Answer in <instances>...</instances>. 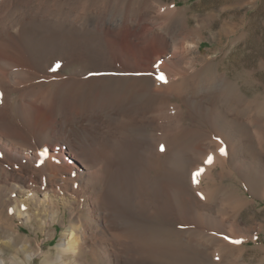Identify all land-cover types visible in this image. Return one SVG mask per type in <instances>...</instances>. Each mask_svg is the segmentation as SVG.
I'll use <instances>...</instances> for the list:
<instances>
[{"label":"rangeland","instance_id":"rangeland-1","mask_svg":"<svg viewBox=\"0 0 264 264\" xmlns=\"http://www.w3.org/2000/svg\"><path fill=\"white\" fill-rule=\"evenodd\" d=\"M0 1V22L18 4L41 16L34 39L20 50L27 61H10L0 71V138L7 133L20 146L48 151L55 176L43 179L56 195L46 213L37 212L31 221L19 218L6 175L14 153L0 142V247L7 264H264V0ZM6 1L9 7L2 5ZM188 43L196 46L191 55L185 52ZM164 71L173 83L191 82L188 92L171 99L173 108L167 103L175 92L157 88ZM199 80L205 85L200 92L193 85ZM211 80L226 87L223 97L208 94ZM68 81L88 84L70 83L69 93L60 94ZM111 81L138 93L151 89L154 98L124 96L117 89L107 95L109 103L75 110L72 94L88 98L95 85ZM230 95L236 102L227 111L249 133L246 148L235 133L224 134L220 124L204 120V114L215 118L214 107L225 106ZM19 105L28 127V121L20 126L14 120ZM166 110L178 117L184 140L195 133L207 140L183 154L176 166L184 176L165 175L158 195L153 191L160 188L159 172H171L173 165L170 152L155 150L154 128ZM165 114L166 123L172 121ZM128 125L144 130L147 151L139 136L127 137ZM75 153L90 162L85 172L102 184L100 213L93 209L92 185L84 188L77 180L83 168ZM149 154L156 156L154 168L146 161ZM17 167L14 172L23 176ZM122 197L131 202L123 204ZM67 225H77L86 243L76 255L62 257L59 243Z\"/></svg>","mask_w":264,"mask_h":264},{"label":"bare ground","instance_id":"bare-ground-1","mask_svg":"<svg viewBox=\"0 0 264 264\" xmlns=\"http://www.w3.org/2000/svg\"><path fill=\"white\" fill-rule=\"evenodd\" d=\"M8 1H11V0H8ZM0 2H2V1H0ZM26 2H27V0H26ZM20 3H22V1ZM4 4L7 5V1L2 4L3 6H6ZM8 4H10V2ZM15 6H16V9L14 11H12L13 13L10 15L9 20L8 21H6V20L3 21L2 20L3 22H0V71L4 70L5 67H6V69H8L7 67H10L12 65V63L10 61L14 62V60H16L20 64L25 63L27 61V60H25L26 58L24 59V57L22 56V53H24V52H21L22 51L21 47H23V45L25 46V44L28 43V40H31L33 38L32 34L34 33L35 27L37 26V23L39 21L38 18L41 17L40 13L38 11L34 12L35 10L34 11L31 10L32 8L29 7L30 5H28V6L25 5V7H24V6H22V4H18V6L17 5H15ZM5 9H7V7ZM59 10H60V8H59ZM2 12H3V10H2ZM2 12H1V14H2ZM171 12H174V11L171 10ZM43 13H44V15H46L47 10L45 12H43ZM3 14H5V12ZM169 14L170 13L167 12V15H169ZM5 15H7V14H5ZM5 15H2V16H5ZM51 15L54 16L55 13L53 12V14H51ZM0 18H2V17H0ZM177 20H179V19H177ZM79 21H80V19H79ZM12 31H15L13 33H15V34L17 33V34L16 35L14 34L15 36L11 37L10 33ZM37 31H39V29ZM26 40H27V42H26ZM26 46H29V45H26ZM195 48H196V46L193 45V44H189V43L187 45L185 44V52H186V54H190V55L193 54ZM29 49L32 50L31 47H29ZM164 72H165V75H162L161 79H159L156 82L157 86H158V87L157 86L156 87L158 89H161V91L164 90V92H169V94L172 93V91L175 92L172 95L170 94V96H169L170 100H168L169 103H167L168 105H172L171 99H173L174 96H176V95H181L182 96V93L188 92L190 90L191 82L189 83V82H186L184 80L182 82L180 81L181 83H177V82L173 83L171 81L172 78L170 76L169 71H167V72L164 71ZM0 79H5L2 74H0ZM142 81H145V83L147 82V84H150V80L147 79V78L143 79ZM116 82L117 81H115V83ZM209 82H210L209 83V85H210L209 87L210 88L208 89V94L214 95V96L218 95L219 97H221V96L223 97L222 94L226 93V87L223 88V87L217 85V83L214 80H211ZM70 83L71 84H75V85L76 84H78V85L81 84V85H83L85 87H87L86 84H88L87 82H85V83L84 82H81V83H77L76 82V83H74L73 81H70V82L68 81L67 83H65V86L63 85L64 88L61 89L60 94L69 93V86H67V85H71ZM103 84H104V82H103ZM103 84L102 85L101 84L95 85L94 89L92 91H90L91 95L88 98L84 96L83 99L81 98V100H79L76 96H74L75 94L73 95L72 93H70V94H72L71 96L74 99L73 100L74 101V105L73 106H74L75 110L86 109L87 106H90L91 104L93 106H97L98 104H102V103L103 104H105V103L107 104V103H109V101L107 102L108 97L113 96L117 92V89L119 90V92H121V93L123 92L124 96H133L134 97L135 95H138L139 98H142L144 96H149L151 98H154L153 97L154 96L153 93L150 91L151 89L149 90L147 87H146L147 89L145 91H140L138 93V92L134 91L135 88H132L133 86L132 87L131 86L130 87L125 86V88H124L123 85H119V86H117L118 84L117 85H113L114 83L112 84V81H111V85H105V84L103 85ZM147 84H146V86H147ZM193 85L195 86V88H197L198 92H200L202 90V87L205 86L203 81H201V80L197 81V83L193 84ZM122 89H124V90H122ZM132 90H133L132 93H134V94L128 95V92L131 93ZM29 91L30 90H27L25 92H29ZM87 93H88V91H87ZM107 95H111V96H107ZM86 96H87V94H86ZM180 97H179V99L181 101H183V103L185 105H187V107L189 105H191V102H188L187 97H185L184 99H182V97L181 98ZM119 98H121V97H119ZM46 99H48V98H46ZM130 99H131V97H130ZM71 100H72V98H71ZM226 100H227V102H226L225 106L221 107L220 106L221 105L220 102H218V104H220V105H217L216 107H214V113L215 114H213V115H215V118H213L212 116H209L208 114L207 115L204 114V116H205L204 120H207L208 123L212 122L211 124H214L213 126H215V124H216V126H218V124H220V126L224 130L222 132L224 134L231 135V134L235 133L234 136H236V138L239 140V143L241 144L242 148H246L248 146V143L246 141H244V138H246L247 134H249V133H247L246 128L244 126H242L243 124L242 125L237 124L236 123L237 121L235 122L234 119L232 117H230V115H229V113L227 111V110H230L231 107H233L234 103H232V102H236V101L233 100L231 95L228 96V97L226 96ZM113 103L115 104V102H113ZM237 103L241 104L239 99L237 100ZM168 105H167V107H168ZM101 106H103V105H101ZM159 108H161V107H159ZM172 108H173V105H172ZM172 108L170 106V110H171L170 112H172ZM60 109H61V106H59L58 110H60ZM235 109H237V108H235ZM173 111H175V113H178L177 110L173 109ZM162 112H165V113L167 112V114L169 113V115H170L169 118L172 119V121H169L167 119L168 123H166V121H165L166 120V117H165L166 114L165 113H164V115L162 117H160L162 119V122L159 125H157V127L154 128L155 131H156L155 132L156 139L154 141V142H156L155 150H156V152L158 151L159 153H163V152H160V151L170 152L171 153L170 159H171V162L173 163V165H171V168H172L171 172L167 171L166 169L164 170V168H163V170L161 172H159V175L157 177L156 183H157L158 186H160V188L158 187V189H156L157 191H155V192L153 191V193H156L158 195H161L160 194L161 193V184L160 183H162L163 179H165V175H168L170 173L171 174L175 173V175L177 174L179 176V177H177L179 180H180V178H182V176H184L182 174V172H181V174L179 173L180 168L176 166V164L179 163L183 159V154L185 152H187V151H190V149L193 146H195L196 142L201 141V143H203L202 141L207 140V136L205 134L204 135L201 134V136H200L198 133L192 134V136L190 135L191 137L189 139H187L185 137L187 139V141L184 140L183 139L184 136L182 137V135H180V133L177 132V131H183V130H181V128L177 124V118L178 117L176 118V115H175V117H172L171 113L169 111H167V110L166 111H162ZM24 113L26 115L27 112H24L23 107H21L19 105L18 106V110H17V115H16L17 117H15L14 120H16L20 126H22L24 124L23 122L28 121V124H27V127H28L30 123H29L28 119H25ZM172 115H173V112H172ZM237 120H238V118H237ZM131 123L134 124L133 122H131ZM125 124L126 123L122 124V127ZM5 125L6 124H4V126ZM119 125H120V122H119ZM132 126H134V125H132ZM6 127H5V129H6ZM126 127L127 126H125V129H126ZM128 127H129L128 130L129 129L130 130L129 131H125V132H127L126 135L130 133V135L139 136V138H140L139 139V144L141 145L140 147H141V150L143 152L145 147L146 148L149 147V146H147L149 142H148L146 133L144 132V130L142 128H139V129L136 128V131H133V129L135 130V127L131 128L129 125H128ZM30 129H31V127H30ZM123 129H124V127H123ZM36 131H37V129H36ZM217 131H219V130L217 129ZM117 132H119V131H117ZM189 133H191V132H189ZM157 135H159L160 137L157 138ZM47 136H48L47 132L46 133H42L41 139L43 141L47 140ZM3 137L5 138V140L3 138H0V142H2L3 145L8 143L9 147H11V149H12V151L14 153V155H12L11 158L10 157L8 158V162L10 163L11 169L6 172V175L9 178H11L12 181H13V183L11 185V190H12L11 193L13 194L14 197H12L10 199V202H11V205L14 207L15 214L19 218L26 219V221H31L33 218L36 217L35 214H37V212L43 211V212L46 213L48 211V208L49 207L52 208L53 207V203H55L56 195H55V193H52L51 187H50V183H47L48 181H51L52 178L55 176V173L52 172L53 171V166L48 162V160H49L48 159V151L46 149H41V150L40 149H38V150H33L32 149L31 150L30 148L28 149V147L26 148V145H25V147L20 146V144L18 142L14 141L15 139L12 140V138H9L11 136L9 134H7V133H5V135H3ZM127 137H128V135H127ZM123 140H125V139H123ZM32 141H31V139H30L29 142L27 140H24V143L29 145V144L32 143ZM215 141L214 140H210L209 144L211 146H215V144L218 146V144L215 143ZM127 142H128V140H127ZM152 148H153V146H152ZM136 150L140 152V150H138V148H136ZM147 150H148V148L145 151H147ZM218 151L220 152L219 148H218ZM192 153H194V152H192ZM141 155H142V153H141ZM195 156H197V155H195ZM75 157L77 159L78 158L80 159V162H81V165H82V168H83L82 170H81V168L77 169V171L79 172V175L77 176L78 177L77 180H79L81 182V184H82V186L84 188H85V186L92 185V187H91L92 189H89V190L96 193L95 197L93 199L94 202H95V204H93V209L96 210L97 213H100L101 210H102V207L104 206L103 204H101V199L104 197L103 194H102V184H101V182L98 179H93L92 176H89L86 173L87 171H89V167H90L89 163L90 162L88 160L86 162L84 160V158H81V156L78 153L77 154L75 153ZM4 159H6L5 156H4ZM155 159H156V156H154V154H153V156H152V154H149L147 156V158H146V161H147V163L149 164V166L151 168H154V166L158 163V162L155 161ZM220 159H222V158H220ZM24 161L26 162V165L24 164ZM131 162H132V160H131ZM19 164L21 165L22 172H24L23 176H18L15 173L16 172L15 168H18L17 166ZM160 164H161V162H160ZM129 167H127V168H129ZM138 168H137V170H138ZM145 169H146V167H145ZM119 171H120V168H119ZM131 171H132V168H131ZM134 171L135 170H133V172ZM122 174H125V173H122ZM37 175L38 176L41 175L42 178H40V179L37 178ZM147 175H148V173H147ZM27 176L32 177L33 179L29 180L27 178ZM43 176H47V182H46V180L43 179ZM119 178H120V175H119ZM148 178L149 177H147V179ZM128 180L130 181V179H128ZM153 196H154V194H153ZM121 199H122V201H124L123 204H125V205H127V203L131 202V200H130L131 198H128V197H124V198L122 197ZM172 199L173 200H177V197L175 195H173ZM110 208H111V206H110ZM157 213H158V211H157ZM114 215L117 216V217L116 216L115 217L117 218V223H118L119 220H120L119 210H117V214H116V212H114ZM84 243H86V240L83 241V239L81 237V229L79 227H77V225H74V226L73 225H67L66 229H65L64 239H62L61 242L59 243L60 250L62 251L61 252V256L64 257V256L76 255L75 251L78 250V252H79V250H81L82 247L84 246ZM106 254H109V252L107 251ZM3 256H4V249L2 247H0V264H7V262L5 261ZM28 258H29V260H32L33 259V255H29ZM16 262H17V264H19L18 261H16Z\"/></svg>","mask_w":264,"mask_h":264}]
</instances>
